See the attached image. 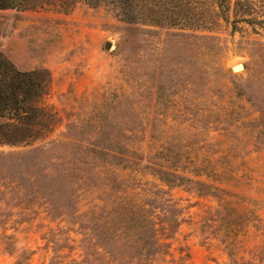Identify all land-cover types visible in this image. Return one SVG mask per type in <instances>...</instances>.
Returning a JSON list of instances; mask_svg holds the SVG:
<instances>
[{
    "label": "rangeland",
    "instance_id": "rangeland-1",
    "mask_svg": "<svg viewBox=\"0 0 264 264\" xmlns=\"http://www.w3.org/2000/svg\"><path fill=\"white\" fill-rule=\"evenodd\" d=\"M225 3L0 8L55 116L28 144L0 128V264H264V0Z\"/></svg>",
    "mask_w": 264,
    "mask_h": 264
},
{
    "label": "trees",
    "instance_id": "trees-1",
    "mask_svg": "<svg viewBox=\"0 0 264 264\" xmlns=\"http://www.w3.org/2000/svg\"><path fill=\"white\" fill-rule=\"evenodd\" d=\"M81 1L89 5H97L104 0H0V8L25 10L28 8L57 7L67 12ZM109 1L120 7L122 17L134 21L136 16L132 11L133 5H129L128 0ZM216 2L221 10L225 11V0H216ZM49 88L50 80L44 75V71H21L6 56L0 53V119L2 120L0 128H6L7 134L15 138L6 139V141L12 144H18V142L28 144L47 135L48 130H44L45 125L43 124L55 120L54 113L49 111L42 103ZM106 229L111 231V234H109L111 240L108 243L111 242L113 247L122 248L125 244L122 241L118 243L116 240L114 225H108ZM140 229L145 232L151 231L153 236L157 231L154 221L149 219L144 221ZM142 238L141 240H145ZM130 241L129 239L125 240V242ZM144 242L147 243L148 241L145 240ZM152 242L154 245L157 244L162 247L167 245L156 238L155 240L153 238ZM136 247L138 248L139 245ZM103 248L109 249L107 245H103ZM151 258L152 254L150 253H139L138 255H131L130 258L115 255L109 257V259L120 260V262L135 261L139 264H143Z\"/></svg>",
    "mask_w": 264,
    "mask_h": 264
},
{
    "label": "water",
    "instance_id": "water-1",
    "mask_svg": "<svg viewBox=\"0 0 264 264\" xmlns=\"http://www.w3.org/2000/svg\"><path fill=\"white\" fill-rule=\"evenodd\" d=\"M112 46H113V43H112V41H107L106 43H105V49L106 50H111V48H112ZM242 66L243 67V69H244V65L243 64H238V65H235L233 68L235 69V67H238V66Z\"/></svg>",
    "mask_w": 264,
    "mask_h": 264
},
{
    "label": "bare ground",
    "instance_id": "bare-ground-1",
    "mask_svg": "<svg viewBox=\"0 0 264 264\" xmlns=\"http://www.w3.org/2000/svg\"><path fill=\"white\" fill-rule=\"evenodd\" d=\"M241 62L240 61H236V62H234V66L235 65H238V64H240ZM242 64V63H241ZM243 69V67L240 65V66H238V67H235V69L234 70H242Z\"/></svg>",
    "mask_w": 264,
    "mask_h": 264
}]
</instances>
